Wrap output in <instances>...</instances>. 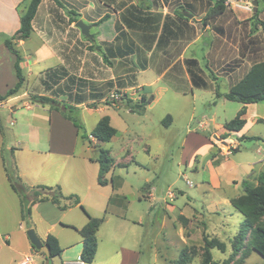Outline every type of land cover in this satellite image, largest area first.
<instances>
[{
    "label": "rangeland",
    "instance_id": "obj_1",
    "mask_svg": "<svg viewBox=\"0 0 264 264\" xmlns=\"http://www.w3.org/2000/svg\"><path fill=\"white\" fill-rule=\"evenodd\" d=\"M99 1L111 5L108 10L113 14L120 3H136L138 0ZM152 1L155 3L152 13L162 15L174 16L190 5L189 14L193 16L190 20L193 21L189 22L184 38L177 42V48L171 50L167 59L162 60L154 52L151 56L153 63L150 62L148 69L139 73L138 83L150 84L154 96L143 114L131 112L125 103L100 106L96 110L85 108L73 113L82 129L77 128L75 134L57 131L51 135L48 105L44 109L33 107L32 111L28 110L25 103L31 102L21 93L18 99L0 107V221L8 227L19 221V200L9 198L8 193L12 192L6 176L23 182L16 171V152L21 149L26 152L33 146L28 124L38 126L42 162L79 159L83 167L92 168L89 159L99 156L100 151L92 149L94 146L88 142L89 132L101 117L109 116L118 133L102 149L108 150L114 160L112 177L114 185L122 190L125 206L112 203L106 212L120 211L125 220L111 216L112 220L102 226L98 233V255L92 264H119L121 247L140 253L137 264H181L182 255L187 257V264H203L206 239H216L226 245L225 252L217 248L210 250L213 262L223 264L233 253V243L242 229L244 217L230 203L223 204L220 200H215L218 208H212V196L237 197L243 194L244 187L224 188L215 194L208 192L209 173L204 167L210 157L212 140L222 152L232 150L229 140L224 139L227 134H222L223 127L236 117L243 105L227 100L225 95L230 92L232 84L240 81L252 64L264 56V32L260 25L264 22V0L257 3L259 17L256 18L254 12L247 14L228 8L231 10L229 14L211 27H204L201 21L212 5L211 0ZM88 13L90 11L83 13L85 20ZM95 32L96 28H93L92 33ZM132 35L139 41L138 35ZM83 39L86 41L84 35ZM40 44L36 32L28 46ZM186 58L199 61L210 84L208 89L192 86L182 66ZM172 63H176L175 67L165 71L166 79L157 73L156 68L169 67ZM154 64H157L156 68ZM54 65L55 60L50 59L41 66L48 68ZM207 66L216 80L209 78ZM131 67L135 69L132 62ZM36 76L34 74L31 78V84L37 82ZM172 77L176 78L174 83L171 82ZM134 92H138L134 95L137 99L140 90ZM257 106L250 107L242 131L228 136L234 143L232 146L239 150L230 156L236 165L264 161V102ZM167 115H171L175 123L165 128L161 122ZM56 123L52 121V124ZM214 135L217 137L213 138ZM243 137L258 139L243 140ZM217 149L214 148L213 153H217ZM128 151L133 160H127ZM226 166L231 169V162L227 161ZM260 169L258 166L256 172ZM24 184L30 187L28 183ZM169 193L174 194L173 200L168 198ZM13 199H17L16 202ZM247 253L244 262L238 256L231 264H264V259L251 246L247 247ZM16 259L17 254L13 250L4 248L0 251V264H18ZM54 264L60 263L56 260Z\"/></svg>",
    "mask_w": 264,
    "mask_h": 264
},
{
    "label": "crops",
    "instance_id": "obj_2",
    "mask_svg": "<svg viewBox=\"0 0 264 264\" xmlns=\"http://www.w3.org/2000/svg\"><path fill=\"white\" fill-rule=\"evenodd\" d=\"M23 1L24 0H0V96H5L7 92L14 88L18 83L17 71L15 68L17 58L8 50V48L5 47L3 37L13 36L19 31L21 27L22 10L20 5ZM60 1L62 3L61 6L55 0H42L37 16L33 22V31L30 38L17 43V48L23 58L21 68L25 77V84L16 96L3 102L1 108H3L4 104L18 99L21 93V96L29 101V97L31 95L55 97L53 96L52 91L62 87L67 94L74 96L79 92L78 87L80 81L83 83L81 94L89 96V99L81 104L70 102L76 107L77 112L85 108L89 110H96L99 109L100 106H109L105 104V101L106 98L113 92H121L134 101H137L141 94L153 96L150 84L140 85L138 83V75L148 69L150 62H152L151 56L154 52H156L162 60L167 59L163 52L156 49L155 45L151 50H146L140 35L135 33L138 35L139 41H137L132 35L136 43L145 50L143 58L147 59L148 64L147 68L144 70L137 67L136 57L127 56L125 58H104V43L114 42L117 36L116 24L119 22L122 24L124 14L127 15V9L130 5L135 3H120L118 5V9L113 11L112 14L108 10L111 8V5L99 0L96 2L95 0ZM89 11L90 13L87 14L88 18L85 20L83 18V13ZM243 12L247 14L249 13L246 11ZM106 14H110L109 20L99 26H95V24L98 23ZM73 20L77 21L73 22ZM80 20H83L86 24L91 25V34L94 36V41H84L81 30L76 27V23ZM108 25L110 26L108 27ZM93 28H96V32L94 34L92 33ZM124 29L127 32H130L127 27ZM36 32L41 44L37 47L28 46L30 39ZM131 34L134 33H130V35ZM120 44L123 45V42ZM21 48H24V50H21ZM181 58H183V55H181ZM50 59L55 60V65L43 68L41 66L42 63ZM131 62L135 69H132ZM175 64L176 63H172L171 65H168L169 67L166 66L165 68H159L158 70L156 68L157 64L154 65L157 73L166 79L167 73H165V71L170 67L174 68ZM51 69H63L67 76H65L59 84L52 85V90L46 91L41 81L42 79H45L46 72ZM183 69L185 71V76L189 78L184 66ZM26 70L28 71L27 75H25ZM34 74L37 75V80L35 79V81L38 83L35 82V84H31V78ZM131 78L133 84L129 81ZM175 81L176 78L172 77L171 82L174 83ZM137 89L140 90V93L138 98L135 99L134 95L138 92L135 93L134 91ZM92 95H98V98L94 99L92 98ZM64 98L65 96H61L57 99L62 101ZM94 104L97 105L96 108H91L90 106ZM33 107L44 109V106L39 104L25 103V108L28 110L32 111ZM250 107L258 108L257 104L247 105V113L249 112ZM49 112V118L51 120V124L49 123L51 135L57 131H66L68 133L73 132V134H75V130H78L73 122L63 117L61 112L51 108L49 109ZM103 117H101L100 120ZM53 120L58 123H56V125L52 124ZM167 122L168 126L163 125L161 122L165 128L174 125L175 119L172 117V121ZM27 128L30 132V143H32L33 146L28 147L26 152L24 149L16 152V171L20 174L23 180V182H21L23 184L28 183L30 187H57L60 185L64 196L75 195L79 197L81 205L85 207L88 214L93 217H105V222L102 226L110 222L112 217H116L118 220H125V216H123L124 214L120 211L112 214H107L106 212V210L109 209V205L112 203L121 207L125 206V203L122 201V190L114 185L112 177L113 170L106 175L107 184L105 186L99 185V156H96L92 160L89 159L90 166H92V168L83 167L79 159L68 158L67 160L58 162H42V151L38 148L41 141L38 133V126L34 127L30 123ZM92 130L89 132L90 140H88V142L91 146H94L92 148L93 150H100L107 143L98 142L91 137L90 133ZM222 134H227L225 128ZM215 137L217 136L214 135L213 138ZM226 140H229L228 142L231 143L229 144V148L232 147V149H235L236 151L222 152L219 147L217 149V147L214 146L215 144L212 140V144L209 148L210 157L204 167V169H206L209 173L208 192L214 194L224 188L239 189L240 186H243V182L247 180L257 183V179L264 172V161L261 160L254 163L247 162L236 165L234 161L230 159V156H233V154L237 153L239 150L232 146L234 143L229 137L226 138ZM50 147H52V141L50 143ZM214 148L217 149V153L214 152L216 156L213 154ZM127 160H133V156L130 151H128ZM227 161L231 162V169L227 168ZM258 166H261V169L259 172H256V168ZM6 175L7 174H5V176ZM110 175L111 177H108ZM6 179L10 192H12L10 194L8 193L9 198L12 199L14 197L19 200V211L17 210V214H19V221L15 222V225L12 227H8L6 223L0 221V251L4 250V248L13 250L17 254L16 260L18 262L15 261V263L18 264H21L26 258H30L34 264L40 262H42V264H46V256L35 250V247L33 248V245L27 236V231L29 229H34L42 241L45 240L48 235H53L59 241L60 247L62 248V254L59 257L52 258L50 260V264H54L56 260H58L60 264L83 263L81 261L83 239L77 230L82 229L88 223L89 219L84 210L80 206H72L63 211L60 209L59 205L54 204L51 201L38 202L32 207V215L27 224L22 219L20 197L11 188L8 176H6ZM212 197L214 199L212 200V208H218V202L215 200H220L223 204H231V199L236 198L233 196L216 198V195ZM13 200L16 202L17 199ZM29 200H32V196L30 194ZM64 204H67V202L62 201L61 205ZM101 210L103 212H101ZM134 224L136 225L137 223L134 222ZM99 231L97 232V239ZM4 233H8L6 234L7 236L4 237ZM111 241L112 239H110V242ZM121 251L122 257L119 264L138 263L140 258L139 252L130 251L124 247H121ZM117 255H120V252H117Z\"/></svg>",
    "mask_w": 264,
    "mask_h": 264
},
{
    "label": "trees",
    "instance_id": "obj_3",
    "mask_svg": "<svg viewBox=\"0 0 264 264\" xmlns=\"http://www.w3.org/2000/svg\"><path fill=\"white\" fill-rule=\"evenodd\" d=\"M55 1L60 6L62 5L60 0ZM226 1L227 0H211L212 5L208 9L206 16L201 20L204 27L215 26V23L218 20L223 19L229 14L231 10L226 6ZM41 3L42 0H24L20 5L22 10L21 27L19 31L13 36L3 37L5 47L8 48V50L17 58L15 68L17 71L18 83L14 88L10 89L5 96H0V102L2 103L16 96L25 84V77L21 68L23 58L17 48V43L30 38L33 31V22L37 16ZM257 3H259V0H257ZM154 5L155 3L152 0L137 1L135 4L130 5L126 11L127 15L124 14L123 16L122 24L120 22L116 24L117 36L114 42L104 43L105 59L116 57L125 58L127 56L136 57L137 67L141 70L147 68V59L143 58L145 50L136 43L130 33H137L140 35L146 50H151L155 45L156 49L163 52L166 57L170 56V51L177 48V42L184 38L189 22L193 21L185 16V14H189L192 7L187 5V7L182 8V12H177L174 16L169 14L164 16L162 14H154L151 12ZM254 16L256 18L260 16L259 9L254 13ZM109 18L110 14H106L95 24V26H99L109 20ZM76 21L73 20V22ZM260 25L264 32V22L262 21ZM125 27H127L130 32H127L124 29ZM258 29L257 26L256 30ZM252 33L255 32L252 31ZM86 41H94V36H92L91 39L86 38ZM121 42H123V45L120 44ZM183 66L189 75L193 87L199 89H208L210 87L209 82L204 76V70L197 59L186 58L183 61ZM207 69L209 71V78L216 80L209 66H207ZM65 76H67V74L63 69H51L46 72L45 79H42L41 82L46 91H50L52 90V85L59 84ZM129 81L133 84L132 78ZM82 87L83 83L80 81L78 87L79 92L74 96L67 94L64 88L59 87L52 91L53 96L55 97L31 95L29 101L32 104H39L41 106L48 105L51 109L61 112L63 117L73 122L76 128L82 129L77 122L76 117L73 115V113L76 112V107L70 103L76 102L77 104H81L89 99V96L81 94ZM116 93L121 94V92ZM123 95L124 98L117 102L109 101V99L106 98L105 104L123 105L125 103L131 112L143 114L146 111L147 106L150 105L154 99L153 96L141 94L139 99L134 101L129 99L127 95ZM61 96H65V98L62 101H59L57 98H60ZM92 98L96 99L98 98V95H92ZM225 98L229 101L238 102L242 104L243 107L239 110L233 120L225 124L224 128L227 131V136L224 137V139L228 137V134L232 132H240L245 127L247 123V105L264 102V56L261 60L252 64L240 81L232 84L230 92L225 95ZM96 106L97 105L94 104L90 107L96 108ZM167 121H172L170 115L162 121L163 125L168 126ZM117 133L118 131L111 125L110 117L104 116L92 130L90 136L98 142L108 143L111 142ZM242 139L255 140L258 138L243 137ZM99 151L98 163L100 164V173L98 183L101 186H105L107 184L106 175L112 170L114 160L108 150L100 149ZM213 154L216 156L215 153ZM7 176L11 188L20 197L22 219L27 224L32 215V207L38 202L51 201L54 204L59 205L60 209L63 211L72 206H80L84 210L89 219L88 223L82 229L77 230L83 239L81 261L84 264H92L98 251L97 232L105 222V217H93L88 214L85 208L81 205L78 196H64L59 186L27 187L19 178L14 180V178L9 175ZM243 187V194L231 199L232 207L244 217L242 229L235 237L232 255L223 264H231V262L238 256H240L241 261L244 262L248 257V246H251L252 249L264 259V172L257 179V183L254 184L247 180L243 182ZM29 194L32 196V200H29ZM62 201H66L67 204L61 205ZM245 231L246 233H244ZM247 235H249V240L247 239ZM43 243L50 249L51 259L59 257L62 254V248L60 247L59 241L53 235H48V237L43 240ZM215 248L222 252L226 251V245L224 243L216 239L205 240L206 255L203 264H218L213 262L212 254L210 252V250ZM42 254L44 255V253ZM186 258L187 257L182 255L179 262H181V264H187L188 259Z\"/></svg>",
    "mask_w": 264,
    "mask_h": 264
},
{
    "label": "water",
    "instance_id": "obj_4",
    "mask_svg": "<svg viewBox=\"0 0 264 264\" xmlns=\"http://www.w3.org/2000/svg\"><path fill=\"white\" fill-rule=\"evenodd\" d=\"M138 1H143V0H138ZM257 9H258L257 8V2H255L254 13L257 11ZM185 16L187 18H189V19L193 18V16L190 15V14H185ZM76 27L81 30V33L86 38H88V39L92 38V34L90 33V31L92 29L91 25L86 24L84 21H78L76 23ZM207 35H208V33L205 34V36H207ZM27 236H28L31 244L33 245V247H35L36 250L41 251L42 253H44V255L47 258V263L46 264H50L51 251H50V249L47 246L44 245L43 241L39 238V236L37 235L36 231L34 229H29L27 231Z\"/></svg>",
    "mask_w": 264,
    "mask_h": 264
},
{
    "label": "built area",
    "instance_id": "obj_5",
    "mask_svg": "<svg viewBox=\"0 0 264 264\" xmlns=\"http://www.w3.org/2000/svg\"><path fill=\"white\" fill-rule=\"evenodd\" d=\"M255 2H257V0H227L226 6L229 9L231 8L234 11L239 9L242 11L253 13L254 8H255ZM122 98H124V95L123 94H117L116 92L111 93L108 97L109 101H114V102L120 101ZM2 105H3V103L0 102V107ZM232 150H230V151H232ZM228 153H230V152H228ZM168 198L170 200H173L175 198V196L173 193H169ZM21 264H34V263H32L30 258H26ZM76 264H84V263H76Z\"/></svg>",
    "mask_w": 264,
    "mask_h": 264
},
{
    "label": "bare ground",
    "instance_id": "obj_6",
    "mask_svg": "<svg viewBox=\"0 0 264 264\" xmlns=\"http://www.w3.org/2000/svg\"><path fill=\"white\" fill-rule=\"evenodd\" d=\"M237 10H239V9H237Z\"/></svg>",
    "mask_w": 264,
    "mask_h": 264
}]
</instances>
